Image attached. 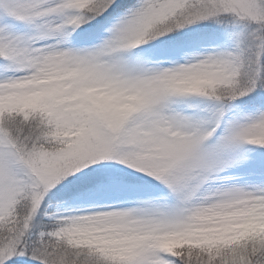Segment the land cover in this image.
I'll list each match as a JSON object with an SVG mask.
<instances>
[{"label": "snow or ice", "instance_id": "snow-or-ice-1", "mask_svg": "<svg viewBox=\"0 0 264 264\" xmlns=\"http://www.w3.org/2000/svg\"><path fill=\"white\" fill-rule=\"evenodd\" d=\"M0 264H264V0H0Z\"/></svg>", "mask_w": 264, "mask_h": 264}]
</instances>
